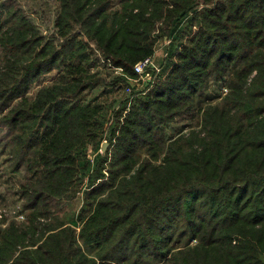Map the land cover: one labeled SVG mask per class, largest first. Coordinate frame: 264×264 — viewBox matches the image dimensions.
Wrapping results in <instances>:
<instances>
[{
  "label": "trees",
  "instance_id": "16d2710c",
  "mask_svg": "<svg viewBox=\"0 0 264 264\" xmlns=\"http://www.w3.org/2000/svg\"><path fill=\"white\" fill-rule=\"evenodd\" d=\"M55 2L45 35L0 0V141L28 197L0 264H264V0ZM165 36L186 38L166 76L126 115L127 98L107 107ZM98 55L122 74L91 72Z\"/></svg>",
  "mask_w": 264,
  "mask_h": 264
},
{
  "label": "rangeland",
  "instance_id": "374dc122",
  "mask_svg": "<svg viewBox=\"0 0 264 264\" xmlns=\"http://www.w3.org/2000/svg\"><path fill=\"white\" fill-rule=\"evenodd\" d=\"M17 3H20V5L23 7V9L26 11L27 14H29L36 24L39 25V29L45 34H51L53 27H54V16H55V10L57 7V3L55 0H15ZM187 26V23H186ZM187 32L190 31L189 28L186 27ZM186 40L185 37H178L174 38L172 36H165L162 37L159 41H157V45L155 46L156 50V57L155 60L160 68L159 72H155L154 75H151V77H145L142 78L140 81L138 78L136 79H130L127 82H120V85L114 89L106 88L107 90H111L109 93L107 92L104 94L105 96L101 99L102 101L106 102L107 107L112 109L119 110L120 104L128 97L129 88H131L133 91H135V101H137L136 98L144 97L148 93H150L153 88L157 85V82L159 81L158 78L161 77L164 74L163 70V64L165 65L166 60H168V50L171 45L176 49L178 46H181V42H184ZM93 46L95 43L93 42ZM97 54V52L95 51ZM99 56V55H98ZM98 62H96V67L91 72H96L98 70H101L103 72H109L111 73V76L108 77L107 80H114L120 76V72H123L124 70H120L118 67H110L108 64L107 59H104L103 57L99 56ZM143 60V59H142ZM138 63V62H137ZM104 65H108L107 68H103ZM57 70H53L47 74H41V77L39 79H36L34 83H32V89L31 93L35 92L37 88L39 87V83L46 84L50 77L55 75ZM166 76V73H165ZM164 76V77H165ZM163 77V76H162ZM163 77V78H164ZM151 78V79H150ZM39 80H41L39 82ZM212 90H219L216 86H211ZM146 88H149V91L144 92ZM102 88L98 87L93 92H88L87 98H92L95 95H98L101 93ZM114 103V104H113ZM132 106V105H131ZM130 106V107H131ZM130 107L127 106V109L123 111V115H126L129 112ZM113 116V114H112ZM114 116H116V113L114 112ZM113 116V117H114ZM111 117L108 120L106 134L108 136L111 135V127L113 123H115V118ZM0 136H3L7 130L6 126H2V123L0 122ZM182 124H185V122L176 121L172 125L173 126H179L182 127ZM169 134H173V129L170 128L167 130ZM107 135H105L107 137ZM107 141H104L105 144H107L106 148L109 146L108 139ZM9 154H10V147H6L4 149L3 142L0 141V218H3L4 216L7 218V220L4 223H0V227H5L10 220L17 219L20 221H23L25 219V215L27 214V211L23 212L24 206L28 202V197L22 198L21 194V188H20V180L23 179L24 171L21 168L19 171H15L13 169L14 162L9 161ZM25 182V181H23ZM84 205L83 196L78 195L76 198H74L71 201H67L64 203L62 211L60 214L66 218V219H76L77 214L81 210V207Z\"/></svg>",
  "mask_w": 264,
  "mask_h": 264
},
{
  "label": "built area",
  "instance_id": "2783aa9c",
  "mask_svg": "<svg viewBox=\"0 0 264 264\" xmlns=\"http://www.w3.org/2000/svg\"><path fill=\"white\" fill-rule=\"evenodd\" d=\"M119 69L121 71L123 70L122 68H119ZM134 69H135V72L137 74V77H132V78L127 77L128 80L133 79V78L134 79L138 78L139 81H140L142 78L151 77V75H154L155 72H159L160 71V68H159V66H158V64H157V62L155 60V55L146 57L143 60L139 61L134 66ZM128 90H129V92H128L127 99H128V107H130L131 106V102L133 101L136 93L131 88H129ZM144 90H145L144 92L149 91V88H146ZM104 141H107L106 138H104Z\"/></svg>",
  "mask_w": 264,
  "mask_h": 264
},
{
  "label": "water",
  "instance_id": "95a60500",
  "mask_svg": "<svg viewBox=\"0 0 264 264\" xmlns=\"http://www.w3.org/2000/svg\"><path fill=\"white\" fill-rule=\"evenodd\" d=\"M107 144H104V149H106Z\"/></svg>",
  "mask_w": 264,
  "mask_h": 264
},
{
  "label": "crops",
  "instance_id": "0c3cea01",
  "mask_svg": "<svg viewBox=\"0 0 264 264\" xmlns=\"http://www.w3.org/2000/svg\"><path fill=\"white\" fill-rule=\"evenodd\" d=\"M154 55H155V57H156V51H155V54H154Z\"/></svg>",
  "mask_w": 264,
  "mask_h": 264
}]
</instances>
